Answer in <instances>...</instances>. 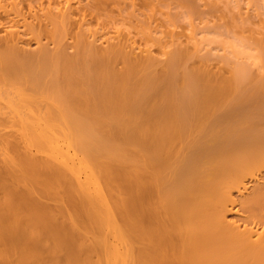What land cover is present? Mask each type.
Masks as SVG:
<instances>
[{
    "label": "bare ground",
    "instance_id": "6f19581e",
    "mask_svg": "<svg viewBox=\"0 0 264 264\" xmlns=\"http://www.w3.org/2000/svg\"><path fill=\"white\" fill-rule=\"evenodd\" d=\"M168 5L0 0V264H264V38L191 65Z\"/></svg>",
    "mask_w": 264,
    "mask_h": 264
},
{
    "label": "rangeland",
    "instance_id": "374dc122",
    "mask_svg": "<svg viewBox=\"0 0 264 264\" xmlns=\"http://www.w3.org/2000/svg\"><path fill=\"white\" fill-rule=\"evenodd\" d=\"M171 1L175 2V0H168V2H169L168 6L169 7L166 6L168 9L166 7L165 8L161 7L163 11H157V13H155L156 14L155 19L157 21H159L161 23V25H163L166 21V18H167L166 15L163 14V12L165 11V9H167L166 12H168L169 8L172 11V12L170 11L171 15H174V14L176 16L178 15L177 17L172 16L175 23H176V25L173 26V27H175L174 30L176 31V32L174 31L175 35H174V32L172 31L173 29H171L172 26L169 28V29H171V31L170 30L169 31L171 33H173V35L175 36V37L174 36L173 37L176 40L178 39L177 41H179V44L181 46L186 47L189 50L192 49L194 51L195 50L197 51V53L195 52V56L192 58V60H190L189 64L193 65V63H194V66H195V65H197V64H195V62L198 61L197 59L201 58V59H204L206 61V62L204 61V63H206L205 64L206 67L208 65V67H210L215 72L221 71L222 73L223 72L227 73L231 69V67L226 66V65H222L223 63H220L221 59L218 60V58H219L218 56L228 55L229 57H233V54L231 52L232 50L225 45L226 42L222 43V41H227V44H229L230 42L231 43L233 42V44L234 43L238 44L239 47L244 48L245 51H247L250 54H256V53L260 52L259 51L260 48L253 42V37L255 36L258 39L264 38V0H197V1L192 0L193 3L195 1L198 4V7H197V5H195V6L197 7V10H200L199 13H198V11H197V13L190 12L188 10L190 8V6L187 10L185 9L187 7H185V8L180 7V6L177 7V5H178L177 2L179 0H176L177 2H175V3H171ZM196 3H194V4H196ZM139 6H140L139 10L144 8L142 6V4H139ZM139 6H137V8ZM159 12H162V13L160 14ZM140 13H141V10H140ZM158 18H160V19H158ZM161 19H163V20L165 19V20L163 21ZM159 22L155 21V23H153V26L154 27L160 26ZM122 26L124 27L125 25H122ZM123 27H120V28L123 29ZM126 27H128V26H125V28ZM130 28H131V26L128 27V29H130ZM134 28H136V26L135 27L133 26V28H131V30L135 31L136 29H134ZM162 28L165 29L164 27H161V26L158 29L161 30ZM111 29H112V31L114 30L113 27ZM132 31H131V35L134 34L133 35L134 38L133 37L132 38L136 39L138 41V43H139V41H142V39H141L142 37H139L141 35L140 34L138 35L136 33L132 34ZM252 33H254L255 35L253 34L254 36L252 37V39L247 40V38L250 37V35ZM157 34H158V36H162L161 32H159ZM192 34L194 35V38H193V36H191ZM135 35H137V36H135ZM242 37L243 38L247 37L244 39L247 40L246 43H248V44L241 43V41H243L244 39H242L239 42V39ZM139 39H141V40H139ZM212 39H214V40H212ZM105 40H106L105 38H102L101 40L97 39L96 44L98 42H99V44L102 42L101 44L105 46V42H103ZM215 40H216V42H215ZM217 42H219L220 44H218ZM101 44H100V46H101ZM33 46L35 47V45H33ZM194 46L195 47L198 46V47L196 49L195 48L193 49ZM141 47H142V45H141ZM156 48L157 47H154L155 51H156ZM263 48H264V44H263ZM69 51L73 52L74 48H69ZM136 51L138 53L140 52L139 49ZM262 54H264V50H262ZM156 55L160 58H165V56H162L161 54L156 53ZM196 55H198V56L196 57ZM195 58H197V59H195ZM247 58L241 57L240 60L238 58H235L234 60H233V58H231V59L233 61L238 59L237 61L238 62L240 61L239 64L244 63L245 66L247 65L249 68L248 70H250V73H253V75L257 74V73L259 75V73H260L259 68H261L260 69L261 71H264V66L263 67L259 66L260 64L262 65V63L259 64V61L255 62L251 58L250 59H249V57H247ZM201 59H200L198 65L203 64V62L201 63V61H203ZM260 62H263V60ZM257 64H259V65L257 66ZM220 65L223 66V68L226 66L225 68L227 71L225 70V68L223 71L222 67H221L222 70H220L219 69ZM241 65H243V64H241ZM263 65H264V62H263ZM260 75H262V77H260V78L264 77L263 73L262 74L260 73ZM254 76H256V75H254ZM0 83L2 84V81ZM1 84H0V109L2 111H0V112H2L1 117L2 118L5 117V118H3V119L0 118V130H1V128L3 130V131H0L1 132L0 134H2V132H4L7 129V127H8V129H10V130L7 129V131H9V132H13L14 130H17V127L15 125L12 126L13 124L10 125V123H9L10 120H11L10 122H12V119L14 120L13 113L11 114L12 116L10 117V119H8V121H6V118H9V115L12 111L9 110V113H6L7 112L6 110L8 108L7 109L3 108V107H5V105L8 104L7 103L8 100L5 102V100L8 99V96L13 95L12 97H14V96H16V94L14 95V90H13V93L11 92L12 94L9 93L10 90H12V89L9 88L10 90L8 92V91H6V88L4 86L5 84L4 83L2 85ZM6 87H7V85H6ZM14 99H16V98H14ZM11 100H9V101H11ZM5 103H7V104H5ZM7 107H9V106H7ZM4 114L6 116L8 114L9 115H8V117H6V116H4ZM1 120H2V122L3 121L4 122L2 123ZM7 124H9V126ZM4 125H6V126H4ZM2 126H4L5 129ZM10 126H12L14 128H12ZM11 128L13 129V131H11L12 130ZM0 159H1V156H0ZM252 191H253V188H251L249 190L250 193H252ZM250 196H253V194H251ZM250 196H248V197H250ZM46 201H48V203H49L50 200H46ZM51 202L53 203L54 201H50L49 205H52ZM55 205H56V203H55ZM55 205L53 204L52 206H55ZM257 206L255 207V208H257V210L254 208L255 211H252V212L259 215L262 211V214H264L263 213L264 209L262 207H260L261 205H257ZM240 207H241V205L238 206V208H240ZM258 208H260L259 211H258ZM257 211L259 213H257ZM241 212H243V210H241Z\"/></svg>",
    "mask_w": 264,
    "mask_h": 264
}]
</instances>
